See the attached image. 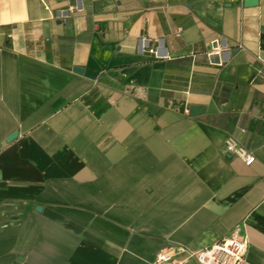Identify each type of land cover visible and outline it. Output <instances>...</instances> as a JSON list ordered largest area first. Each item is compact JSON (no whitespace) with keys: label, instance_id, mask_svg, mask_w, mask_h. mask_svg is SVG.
<instances>
[{"label":"crops","instance_id":"crops-1","mask_svg":"<svg viewBox=\"0 0 264 264\" xmlns=\"http://www.w3.org/2000/svg\"><path fill=\"white\" fill-rule=\"evenodd\" d=\"M236 229L264 264V0H0V264H154Z\"/></svg>","mask_w":264,"mask_h":264},{"label":"built area","instance_id":"built-area-1","mask_svg":"<svg viewBox=\"0 0 264 264\" xmlns=\"http://www.w3.org/2000/svg\"><path fill=\"white\" fill-rule=\"evenodd\" d=\"M228 145L246 163L255 162V156L248 149L239 146L235 141H230ZM246 249L247 240L236 229L232 236L200 250H190L182 245L163 249L158 252L154 264H184L186 259L191 257L201 264H243ZM179 253H184L187 257L179 259L177 257Z\"/></svg>","mask_w":264,"mask_h":264},{"label":"water","instance_id":"water-1","mask_svg":"<svg viewBox=\"0 0 264 264\" xmlns=\"http://www.w3.org/2000/svg\"><path fill=\"white\" fill-rule=\"evenodd\" d=\"M257 2H258V0H246V4H247V5H255ZM204 111H205V110H204L203 108H200V107H193V108L191 109V114H192L193 116H195V115H198V114L203 113ZM16 136H17V133L15 132V133H13V134L9 137L8 140H11V139H13V138L16 137Z\"/></svg>","mask_w":264,"mask_h":264}]
</instances>
